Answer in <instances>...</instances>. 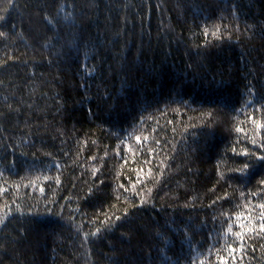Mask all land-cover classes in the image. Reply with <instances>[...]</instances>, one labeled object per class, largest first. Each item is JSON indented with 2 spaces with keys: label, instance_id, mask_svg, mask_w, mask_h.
<instances>
[{
  "label": "trees",
  "instance_id": "trees-1",
  "mask_svg": "<svg viewBox=\"0 0 264 264\" xmlns=\"http://www.w3.org/2000/svg\"><path fill=\"white\" fill-rule=\"evenodd\" d=\"M0 17V264H264V0Z\"/></svg>",
  "mask_w": 264,
  "mask_h": 264
},
{
  "label": "snow or ice",
  "instance_id": "snow-or-ice-1",
  "mask_svg": "<svg viewBox=\"0 0 264 264\" xmlns=\"http://www.w3.org/2000/svg\"><path fill=\"white\" fill-rule=\"evenodd\" d=\"M2 19H3V17H0V20H2ZM3 35H5V33L0 32V36H3ZM139 139H140V138L137 137V140H138V141H139ZM245 155H247V153H245ZM257 159H258L259 161H261V162H264V155L258 156ZM248 167H249L248 164H245V165H244V168H245V169H247ZM260 208L264 209V205H260ZM117 219H119V218H117ZM238 226L242 228L244 225H243V224H240V225H238ZM260 228H261V231H264V213L261 214ZM93 235H94V234H93ZM236 235L239 236V237H242V236H243V233H237ZM233 251H234V250H233Z\"/></svg>",
  "mask_w": 264,
  "mask_h": 264
}]
</instances>
